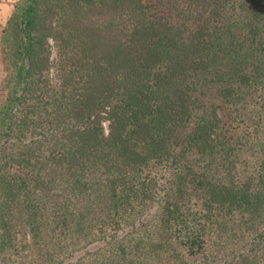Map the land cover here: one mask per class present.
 Returning <instances> with one entry per match:
<instances>
[{
    "label": "trees",
    "instance_id": "1",
    "mask_svg": "<svg viewBox=\"0 0 264 264\" xmlns=\"http://www.w3.org/2000/svg\"><path fill=\"white\" fill-rule=\"evenodd\" d=\"M0 53V264H264V0H23Z\"/></svg>",
    "mask_w": 264,
    "mask_h": 264
},
{
    "label": "rangeland",
    "instance_id": "2",
    "mask_svg": "<svg viewBox=\"0 0 264 264\" xmlns=\"http://www.w3.org/2000/svg\"><path fill=\"white\" fill-rule=\"evenodd\" d=\"M20 2L22 3L23 0H13V2L11 3L12 6H11V8H10L9 11L8 10L6 11L5 8H4V6H3V4L0 3V49H1V38H2L3 29H5L6 22L9 20L11 14L13 13L14 6L16 4H19ZM3 15H4V17H3ZM2 58L3 57H2V55L0 53V108H1V106L3 105V103H4L5 99H6L7 91H8L7 86H5V78L8 76V74H7V71H6V68H5V65H4V62H3V59ZM102 127H103V129L105 131L106 125H105L104 122L102 123ZM257 137H258V134H257ZM249 142H250V140H248V141L246 140V142H245L246 145H245V148H244L245 149L244 152H246V155H244V156H246V157H247V155H249L254 150V148H252V146H251V143H249ZM251 142H253L254 145H255L256 140H254L252 138ZM252 161L253 160H250V161H246L245 162L246 163L245 166H248L247 170L249 172L253 171V169H257L256 164H254V162H252ZM254 174H255V171H254ZM211 246L212 245H209L205 249V251H206V253L208 255H211L213 253V251H214ZM214 252H217L216 260H218L220 258V251H214ZM227 252L228 251L225 250L224 253H223V256ZM198 259H199V257H198Z\"/></svg>",
    "mask_w": 264,
    "mask_h": 264
},
{
    "label": "crops",
    "instance_id": "3",
    "mask_svg": "<svg viewBox=\"0 0 264 264\" xmlns=\"http://www.w3.org/2000/svg\"><path fill=\"white\" fill-rule=\"evenodd\" d=\"M13 2V0H1L0 1V3H2L3 4V6H4V8H5V10L7 11H9L10 10V8H11V3ZM3 17H4V15H3Z\"/></svg>",
    "mask_w": 264,
    "mask_h": 264
}]
</instances>
